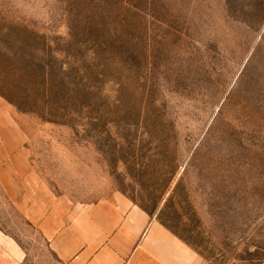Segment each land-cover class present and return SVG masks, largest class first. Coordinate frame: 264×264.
I'll list each match as a JSON object with an SVG mask.
<instances>
[{"label":"rangeland","instance_id":"374dc122","mask_svg":"<svg viewBox=\"0 0 264 264\" xmlns=\"http://www.w3.org/2000/svg\"><path fill=\"white\" fill-rule=\"evenodd\" d=\"M0 98L67 204L126 195L209 264H264V0H0ZM23 264H65L0 186Z\"/></svg>","mask_w":264,"mask_h":264},{"label":"crops","instance_id":"0c3cea01","mask_svg":"<svg viewBox=\"0 0 264 264\" xmlns=\"http://www.w3.org/2000/svg\"><path fill=\"white\" fill-rule=\"evenodd\" d=\"M23 132L0 98V186L21 201L28 221L65 264H209L169 227L126 195L67 204L37 173ZM25 248L0 229V264H23Z\"/></svg>","mask_w":264,"mask_h":264}]
</instances>
